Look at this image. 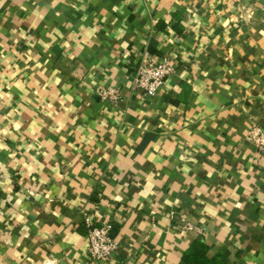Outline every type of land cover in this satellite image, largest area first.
<instances>
[{"label": "crops", "instance_id": "0c3cea01", "mask_svg": "<svg viewBox=\"0 0 264 264\" xmlns=\"http://www.w3.org/2000/svg\"><path fill=\"white\" fill-rule=\"evenodd\" d=\"M165 56L146 97L138 69ZM254 126L264 0H0V264H182L197 241L264 264ZM88 222L114 226V259L90 260Z\"/></svg>", "mask_w": 264, "mask_h": 264}, {"label": "built area", "instance_id": "2783aa9c", "mask_svg": "<svg viewBox=\"0 0 264 264\" xmlns=\"http://www.w3.org/2000/svg\"><path fill=\"white\" fill-rule=\"evenodd\" d=\"M254 13L250 14V18ZM179 63L174 57L165 56L158 61L143 65L138 69L135 88L144 93L146 97L156 98L165 88L168 80L176 73ZM102 99L117 103L122 92L118 88H107L99 92ZM248 141L253 143L264 154V129L254 126ZM89 227V256L95 263L110 261L119 253L120 243L113 237L114 226L105 224L102 227L94 226L88 222ZM183 228L189 232L200 233L201 230L187 219H183Z\"/></svg>", "mask_w": 264, "mask_h": 264}, {"label": "trees", "instance_id": "16d2710c", "mask_svg": "<svg viewBox=\"0 0 264 264\" xmlns=\"http://www.w3.org/2000/svg\"><path fill=\"white\" fill-rule=\"evenodd\" d=\"M210 248L201 241H197L184 254L182 264H220L219 259L208 257Z\"/></svg>", "mask_w": 264, "mask_h": 264}]
</instances>
